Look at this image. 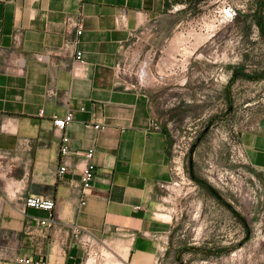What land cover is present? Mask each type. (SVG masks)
<instances>
[{"label": "crops", "instance_id": "1", "mask_svg": "<svg viewBox=\"0 0 264 264\" xmlns=\"http://www.w3.org/2000/svg\"><path fill=\"white\" fill-rule=\"evenodd\" d=\"M179 1L0 0V155L7 156L0 160V264H20L16 260L23 257L85 264L88 253L74 227L124 264L164 261L175 213L163 185L173 181L175 169L169 135L155 127L150 92L138 79L151 70L153 51L141 63L138 46L185 8ZM76 51L85 67L78 65ZM69 113L73 120L64 135L72 155L68 172L59 176L62 134L53 119ZM23 139L30 141L27 151L20 147ZM240 143L264 185V117L242 132ZM91 149L97 175L81 205L76 153ZM200 182L209 203L230 219L234 215L248 236L241 215ZM30 195L55 201L51 229L30 228L18 211ZM27 214L49 216L39 209Z\"/></svg>", "mask_w": 264, "mask_h": 264}, {"label": "rangeland", "instance_id": "2", "mask_svg": "<svg viewBox=\"0 0 264 264\" xmlns=\"http://www.w3.org/2000/svg\"><path fill=\"white\" fill-rule=\"evenodd\" d=\"M179 4L185 8L138 46L141 63L153 51L151 70L138 79L150 92L155 127L169 135L175 169L163 193L174 228L160 264H264V185L240 143L264 117V0ZM192 176L241 215L248 236ZM87 253L97 264L110 254L122 262L102 245Z\"/></svg>", "mask_w": 264, "mask_h": 264}, {"label": "built area", "instance_id": "3", "mask_svg": "<svg viewBox=\"0 0 264 264\" xmlns=\"http://www.w3.org/2000/svg\"><path fill=\"white\" fill-rule=\"evenodd\" d=\"M83 32L82 25H79L77 30V35L80 36ZM75 59L81 67L86 66V61L83 58L81 51L75 52ZM43 113V112H41ZM73 115L71 113L67 114L64 118H54L53 125L56 131L60 132L61 135V145H60V155H61V164L58 170V175L63 176L68 172L70 166V157L72 155L70 150V139L64 135V131L67 126L72 122ZM30 146V141L28 139H23L20 142V147L22 150L27 151ZM78 157L81 158V169H80V178H81V205L85 204L86 197L92 195L93 193V183L96 179L97 168L94 162L95 150L91 149L83 153H76ZM2 158H7L6 155H0V160ZM167 189L168 185H163ZM1 190V189H0ZM19 190V189H17ZM14 192V191H13ZM5 195L10 199L12 197L9 192L4 191ZM56 203L52 198H41L34 195L23 197V202L21 207L18 208V211L27 217V223L30 228L36 227H46L51 229L55 224L54 210ZM28 209H39L48 212L49 216L47 218H37L28 216ZM73 232L75 236L79 239L81 246H83L87 251L97 244L96 239L90 234L84 232L81 228L74 227ZM89 256V254H88ZM20 264H48L47 262L36 261L31 258H19L16 260Z\"/></svg>", "mask_w": 264, "mask_h": 264}, {"label": "bare ground", "instance_id": "4", "mask_svg": "<svg viewBox=\"0 0 264 264\" xmlns=\"http://www.w3.org/2000/svg\"><path fill=\"white\" fill-rule=\"evenodd\" d=\"M111 255V254H110ZM110 255H107L106 256V263L105 264H124L122 263L120 260H118L117 258H115L114 256H110ZM103 257V256H102ZM105 257V256H104ZM120 261V262H119ZM97 262H99L96 258L94 257H90L86 264H97ZM104 263V262H103Z\"/></svg>", "mask_w": 264, "mask_h": 264}, {"label": "trees", "instance_id": "5", "mask_svg": "<svg viewBox=\"0 0 264 264\" xmlns=\"http://www.w3.org/2000/svg\"><path fill=\"white\" fill-rule=\"evenodd\" d=\"M192 179L195 180L196 182L201 183L200 181H198V179H196L195 176H192ZM207 189H208L210 192H212L213 194H216V193L214 192V190L211 189L210 187H207ZM228 207H229L230 209L232 208L230 205H228Z\"/></svg>", "mask_w": 264, "mask_h": 264}]
</instances>
